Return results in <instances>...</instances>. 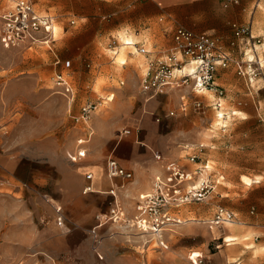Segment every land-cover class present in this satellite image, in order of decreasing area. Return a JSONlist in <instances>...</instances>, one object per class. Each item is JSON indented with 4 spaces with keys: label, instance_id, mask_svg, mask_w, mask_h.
I'll use <instances>...</instances> for the list:
<instances>
[{
    "label": "rangeland",
    "instance_id": "rangeland-1",
    "mask_svg": "<svg viewBox=\"0 0 264 264\" xmlns=\"http://www.w3.org/2000/svg\"><path fill=\"white\" fill-rule=\"evenodd\" d=\"M13 1L0 0V15ZM32 1L39 10L57 18L56 41L30 48L27 45L8 46L0 36V179L6 180L0 184V264H164L163 254L170 251L176 253V258H184L185 264H191L190 255L194 252L210 257L218 250L216 244L223 240L225 226L214 228L212 233L209 223H203L213 215H200L195 207L205 209V203L181 207L186 209L184 222L170 234L168 249L159 247L156 240L140 234L135 227L111 222L100 228L95 243L90 229L102 212L87 216L65 203L72 189L71 175L79 168L70 160L79 135L73 114L85 102L98 103L95 111L98 113L92 114L91 121L96 130L94 138L102 137L109 146L106 157L111 145L119 140L121 129L139 124L140 114L148 111L150 102L157 99L145 102L140 95L139 75L147 68L148 59L144 54L129 52L135 48L123 45L121 36L147 39L156 51L155 56L162 54L171 38L168 36L170 29L164 31V21L160 20L166 17L165 10L155 11L156 17L150 22L152 29L145 31L141 30L144 27L129 26L128 29L132 19L137 20L126 1ZM260 10L264 15V2L260 3ZM262 38L256 50H247V56L254 54L257 60L260 56L263 61ZM219 40L235 58H248L243 51L251 46L241 44L238 48L233 46L232 38L229 42L223 38ZM121 47L127 58L125 65L120 64L118 53L113 54V50ZM57 58L61 59L59 63H56ZM63 69L76 84V101L71 112L68 100L57 92L53 81L55 72ZM246 77L238 74L234 63L218 76L219 84L225 89L222 110L227 111V119L219 118L218 110L210 106L214 91H205L201 96L204 109L188 118L189 124H181L178 119L176 126L182 131L178 133L180 137L197 130L196 142L186 140L193 147L190 153L199 157L198 165L208 162L210 166L203 176L210 174L215 179L224 176L208 197L216 204L214 212L218 206L227 207L225 186L247 187L243 174L264 179V81L258 78L252 86ZM120 80L125 83L121 84ZM131 86L136 88L133 110L117 112L118 103L129 95ZM113 92L116 93L114 99L108 101L107 96ZM173 103L168 105L167 111L176 109ZM235 109L242 113L233 114ZM159 112L165 115L162 109ZM98 123L101 129L97 128ZM159 123L163 124V120ZM92 142L87 158L92 157ZM172 158L188 162L184 157ZM48 197L63 204L64 227L72 216L87 222L76 244L63 240L64 228L56 219L62 213L56 214ZM127 200L135 204L131 197L121 196L123 206L132 214ZM190 216L196 219L189 220ZM183 224L188 226L185 231L180 229ZM231 226L227 224L226 228ZM173 264L178 262L173 261Z\"/></svg>",
    "mask_w": 264,
    "mask_h": 264
},
{
    "label": "crops",
    "instance_id": "crops-1",
    "mask_svg": "<svg viewBox=\"0 0 264 264\" xmlns=\"http://www.w3.org/2000/svg\"><path fill=\"white\" fill-rule=\"evenodd\" d=\"M121 1L130 3V12L136 13L134 18L137 21L134 22L132 19L131 23L128 24V29L129 26L135 29L144 27L141 30L149 31L152 29L150 22L156 17L155 11L162 9L165 10L164 14H166V17L163 16L160 20H162V22L164 21L162 23L163 28L165 29L164 31H168V29H170L168 36L171 38L169 40V44L165 45L163 53L167 52L174 46L173 32L178 27H184L194 32H206L217 38H223L227 42H229L232 38L235 41L233 46L240 48L241 39L233 38L235 37L233 24H250L252 34L256 37H263L262 39L264 40V15L260 10V3L264 2V0H238V2H234L233 0ZM123 11L124 10H122V13ZM51 43L53 42L47 43V45H50ZM126 43V45L131 47L133 46L135 48L134 51L128 50L131 53H140L136 49L137 45H145L151 50V53L148 54L140 53L147 56L148 67L150 57L155 56L156 54V51L152 48V46H149L148 40H132V42L130 41V43ZM116 52H118V49L113 50L114 55L117 54ZM60 61L61 59L57 58L56 63H59ZM126 63L127 62H122L120 64L125 65ZM67 65L66 68L68 67ZM146 70L147 68L145 71ZM222 70L223 69L219 70L218 76L222 74ZM145 71L143 74L139 75V93L142 95L145 102H149L153 98L157 99L150 102L148 111L144 110L140 114L139 124L134 127L126 126L121 129L119 140L111 145V151L106 157L105 154L109 146L106 141L102 139V137L97 136L94 138L96 130L92 121L88 124L75 121V116L79 114L81 107L77 113L73 114L75 126L79 130L76 144L79 137L88 138L86 143V147L88 148L87 155L80 161L73 162L78 164L79 168L71 175L73 177L70 181L72 189L70 191L71 193L65 199L66 205L72 206L74 211L81 212L87 216H93L98 212L103 213L109 210L115 197L122 203L121 196H125V198L131 197V199H134L135 203L140 194L146 193L150 190L153 176L163 171L164 163L167 160H178L172 157H184L188 162L181 163L179 160L178 161L183 166H186L190 171H195V169L199 166V162L193 163L189 160L188 157L192 155V153H190V149H193V147L191 146V143L186 140L187 138L196 142L199 138L196 134L197 130H194V134L187 133L183 136V138L180 137V134H178L182 131H179L176 126L179 124L178 119L181 120V124H186L188 123V118L195 116V114L200 112L202 109L195 107L192 99L187 97L184 98L185 103H187L186 110L181 109V98L178 93L158 94L148 98L147 95L141 92V80ZM58 72L65 74L73 85L74 92L71 98L62 93L61 88L55 85L57 87V91H59V93L65 96L68 100V110L71 112L72 106L76 101V84L74 79L68 72L65 71V69L55 72L53 76H55ZM246 78L253 86V83L256 80L250 81L248 77ZM120 83L124 84L125 82L124 80H120ZM128 89L129 95L123 98L122 101L120 100L116 108L117 112L125 113L133 110L134 104L132 98L136 95V88L131 86ZM111 94L115 96L116 93L113 92ZM204 94L205 91L200 92L195 95V98L203 101L201 96ZM114 96L112 99L107 98V100H113ZM213 100L214 97L210 100V106L213 103ZM171 102H174L173 104L176 107V109H173L176 112L175 115H169L171 110H166L168 105H171ZM160 109L165 112L164 116L160 114ZM213 109L217 108L213 107ZM97 113L98 112H95V115ZM158 117L163 120V124L159 123L161 120L158 121ZM164 118H167V120H164ZM97 128H102L100 123L97 124ZM125 128H130L131 133L125 134ZM136 129H140V131L137 132ZM91 130L93 134L89 136ZM132 134L135 136L134 138L128 137ZM124 137L127 138L122 140ZM92 140L93 142L91 144V148L93 151L90 154L92 157L89 156L90 158H87L88 153L90 152L89 145ZM156 151L163 155L164 159L162 161L156 159ZM184 151L186 154H184ZM104 157L105 160L102 162ZM111 157L116 158L121 165L133 172L134 176L131 180H127L125 177L109 178L107 174V162ZM90 172L94 175L92 179L87 178V174ZM217 178L219 180L218 184H220V180H222L224 176L219 175ZM88 184H92L93 189L85 192L84 189ZM245 185H247L245 189L242 187H224V194H226V196H224V201L226 202V206L236 213L237 219L232 223H228L232 224L231 227L226 228L227 224L225 225L223 232L225 235L222 237L223 240L222 242H218L216 244V248L218 250L213 252L212 255L208 257L212 264H264V179H254L251 184L245 183ZM111 189L114 190L115 195L111 193ZM48 199L52 205L54 202L59 204L61 212H59L54 206L53 207L57 210L56 214L58 212L62 213V215L64 214V217L65 211L63 204L52 197H48ZM194 203H205V209L195 207V211L200 215L204 214V216H209L214 214L216 204L212 201L210 202L208 198L201 202ZM126 204L129 206V212H133L135 206V204L133 205V201L127 200ZM185 210L186 209L180 207L176 213L183 218L185 216ZM57 218L58 217H56V219ZM65 222L66 216L64 217V222L59 224L61 228H64L63 231L65 234L63 236V240H66L70 244H76L80 239L79 235L83 233V230L88 224L85 222L84 218L79 216H72L68 225L64 227ZM203 223H205V221H203ZM187 227V224H183L180 229L185 231ZM214 232L215 231L213 229L212 233ZM229 235L232 237L234 236L233 239H229ZM171 239L172 237L169 238V246ZM200 253L202 252L191 253V264H193V260ZM163 257L164 264H173V261H177L178 264H185L184 258H176L175 252H164ZM186 264L188 263L186 262Z\"/></svg>",
    "mask_w": 264,
    "mask_h": 264
},
{
    "label": "built area",
    "instance_id": "built-area-1",
    "mask_svg": "<svg viewBox=\"0 0 264 264\" xmlns=\"http://www.w3.org/2000/svg\"><path fill=\"white\" fill-rule=\"evenodd\" d=\"M238 2V0H233ZM56 17L48 12L39 10L32 0H14L8 8L0 15V36L4 44L8 46L27 45L33 47L38 44H47L55 40ZM74 23L75 21L72 20ZM234 36L241 39V44L251 46L245 49V56L249 50H256V44L261 42V37L252 34L251 25L233 24ZM174 46L165 53L152 56L148 61V67L141 80V92L147 97L158 94L178 93L181 98L180 107L186 110L187 103L184 98H191L193 105L203 109V101L196 99L195 95L203 91H214L212 107L217 108L218 117L227 119V111H223V96L225 89L218 82V72L234 63L238 74L247 76L250 81L256 79L264 80V59L255 55L248 58H235L221 43L219 38L206 33L194 32L184 27H178L173 32ZM235 44V41L232 42ZM137 45V44H136ZM243 48V47H242ZM140 53H151L145 45H137ZM243 50V49H242ZM248 50V51H247ZM55 85L61 88V92L71 98L73 96V85L69 78L62 72L53 76ZM113 94L107 98L112 99ZM98 108L96 102H85L80 112L75 116L76 122L90 123L92 114ZM220 110V111H219ZM171 110L169 115H175ZM160 121V118H157ZM226 124H223V128ZM137 132L140 129H136ZM125 134L131 133L130 128L124 129ZM93 134L92 130L89 136ZM87 137H79L75 150L70 153V160L78 162L88 152ZM155 157L162 161L163 155L156 151ZM189 160L198 162V156L192 154ZM162 172L152 178L151 188L148 192L140 194L136 199L134 211L129 214L121 202L115 199L108 211L97 215L96 223L90 229V235L96 243L100 228L107 223L120 224L126 227H135L142 235H148L156 240L159 247L168 248L170 234L174 233L175 227L184 222L177 210L186 204L206 200L216 189L218 178H211L210 174L202 176L210 166L208 162L199 165L195 171H190L178 160H167ZM107 174L109 178L125 177L127 180L133 178V172L125 168L120 162L111 157L107 162ZM93 173L87 174L88 179L93 178ZM6 180L0 179V184ZM93 189L88 184L84 191ZM111 193L115 195L114 190ZM53 206L61 212V207L54 202ZM236 213L224 206H218L212 218L205 222L210 228L225 226L236 221ZM60 224L64 222L61 214L58 217ZM193 264H212L207 257L199 254L193 260Z\"/></svg>",
    "mask_w": 264,
    "mask_h": 264
},
{
    "label": "bare ground",
    "instance_id": "bare-ground-1",
    "mask_svg": "<svg viewBox=\"0 0 264 264\" xmlns=\"http://www.w3.org/2000/svg\"><path fill=\"white\" fill-rule=\"evenodd\" d=\"M10 6V5H9ZM8 6V7H9ZM57 29V28H56ZM121 39L123 40V45H126L127 43L126 42H129L130 43V41L132 42V40H134V38L132 37V36H121ZM126 43V44H125ZM119 50V49H118ZM116 53H118V58L120 59L119 61H121V63L122 62H126L127 61V58H126V55H125V53H124V47H121L120 48V50L118 51V52H116ZM252 55V54H251ZM57 92H59V91H57ZM240 113H242V111L241 110H239V109H235V111H234V114H240ZM245 116V115H244ZM205 174V172L202 174V176ZM243 181L246 183V184H251L252 182H253V180L255 179V180H258L259 179V176H255V177H251L250 175H247V174H243ZM190 220H194V219H196L195 217H190L189 218ZM229 237V239H233V237L231 236V235H229L228 236Z\"/></svg>",
    "mask_w": 264,
    "mask_h": 264
}]
</instances>
